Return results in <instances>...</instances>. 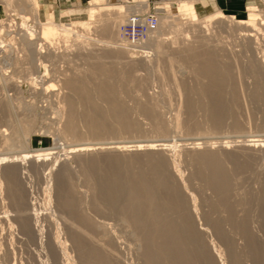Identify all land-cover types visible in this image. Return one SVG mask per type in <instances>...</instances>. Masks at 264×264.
<instances>
[{"label":"rangeland","instance_id":"obj_1","mask_svg":"<svg viewBox=\"0 0 264 264\" xmlns=\"http://www.w3.org/2000/svg\"><path fill=\"white\" fill-rule=\"evenodd\" d=\"M90 1L38 0L40 21L49 18L48 9L57 23H69L71 31L60 32L53 43L39 41L49 47L43 53L49 73L39 69L37 83L27 80L21 66L0 65V264H53L49 242L68 252H61L59 264H87L85 248L74 241L73 221L63 199L72 200L75 212L89 220L116 264H146L143 237L129 217L131 191L142 183L178 231L189 226L196 231L197 241L189 246L205 253L202 264H209L204 259L209 254L213 264H235L236 255L241 264H257L256 252L264 250V82L255 97L256 75L250 66L253 56L261 59L264 74V23L256 30L231 17L247 20L248 8L256 7L264 21V0H239L226 9L218 8V0H107L113 8L106 19L115 24L113 34L104 33L97 18L89 27L79 24L90 20ZM184 2L198 21L183 15ZM0 4L1 29L11 21L7 1ZM213 12L225 17L206 25L204 19ZM148 14L157 15L159 24L145 41L122 39V28L132 16L143 22L140 17ZM18 16L16 12L17 21ZM30 17L29 24L38 28ZM247 28L253 33L249 38ZM189 48L208 53L221 70L219 98L205 89L212 82L200 75ZM102 49L115 53L107 60L110 72L99 74L91 70L88 52L98 55ZM40 76L43 81L38 83ZM71 79L87 86L88 102L68 84ZM98 80H110L111 87L101 89ZM51 83L54 87L47 88ZM114 104L124 108L126 121L115 116ZM93 111L100 116L98 131L90 128L88 113ZM70 115L75 130H67ZM252 138L262 141L252 146ZM195 141L200 144H191ZM141 142L144 146L139 147ZM149 142L156 147L151 149ZM84 143L93 149H72ZM27 145L55 148L43 160L1 161L22 157ZM209 154L213 164L205 161ZM214 164L227 173L225 192H219L210 178ZM9 166L17 169L24 214L38 213V220L32 221L36 237L25 232L18 217L17 200L4 177ZM158 174H166L176 188L178 205L166 202ZM225 198L238 212L248 210L251 234L238 229ZM250 235L257 243L253 247Z\"/></svg>","mask_w":264,"mask_h":264},{"label":"bare ground","instance_id":"obj_2","mask_svg":"<svg viewBox=\"0 0 264 264\" xmlns=\"http://www.w3.org/2000/svg\"><path fill=\"white\" fill-rule=\"evenodd\" d=\"M6 1H7L8 10L10 12V16L8 19L11 21V24H8L6 22V24L1 25L2 28L0 29V65L2 68H4L5 66L6 69L15 68V67L18 68L19 66H21L23 67L22 69L27 73L26 76V78L28 77L27 80L30 81L31 83H37V78L35 76V73H37L39 69L40 72L41 70H43L44 73L45 72L47 74L49 73L48 66L44 61L45 54H43L46 52V47L48 46L45 47L43 46V44H39L40 43L39 41L41 39L42 40L44 39L46 41H51V43H53L52 41L53 38L58 36L60 32H63L64 30L70 32L71 26L69 23L68 24L57 23L55 21L54 12L49 11L48 9H46V12H48L49 18L44 22H42V20L40 21L39 19L40 5L38 0H6ZM184 4H185V9L182 10L183 15L184 16L186 15L185 17L188 16L190 21H198L200 17L197 14L188 13L189 3L184 2ZM248 10H249V14L247 20H238L234 17H231V19L240 25H246L256 30H262V27L260 26L262 23H264L262 14L257 13L258 10L256 9V7H249ZM112 11L113 8L109 4V2H107V0H91L89 3L88 13H87L88 16L90 17V20L79 21V24L89 27V25L93 23V21L97 18L100 20L99 22L103 23L102 26L103 32L106 34L108 33L113 34L115 32V24L110 23L106 20L107 18L110 17ZM122 11L123 10H117L119 14ZM16 12L19 15L18 18H21V20L17 21L16 18L14 17V15H16ZM30 15L31 16L33 15L34 20H36L39 23L38 28L34 24L33 25L29 24V20H31ZM145 17L146 15L140 17V20L142 19L143 21ZM223 17H225L223 12H219V13L213 12L209 17L204 19V22L206 25H208L214 19L223 18ZM155 18L157 20L156 26L152 29H149L150 27L147 25V30L144 33V36L142 35L138 37L136 40L131 41L128 40L123 35V30H122V34H121L122 39H124L126 42H131V43H140L142 41H145L147 39V34L150 31L156 29L159 24V17L155 15ZM143 22H139V23H143ZM246 30L247 32L245 33V35L247 36V38L251 37L253 35V33H250L251 29L247 28ZM173 42L177 44L178 39L173 40ZM156 48L159 52H162L163 51L162 43L157 42ZM195 48H189L188 49L189 51L187 50L190 53V55H192L190 56L188 54V56H190L192 59H194V61L199 63L198 72L200 73V75L203 74L209 77L210 82H212L210 85L205 87V89L207 91H211V90L215 91L214 96L219 98L220 95L218 93L219 92L218 90L220 89L219 83L221 82V77L219 78V75L222 72L221 70H219V68H217V65L212 59L207 58L208 53L204 54V51L202 49L200 50ZM101 51L102 52H100V54L97 53L98 55H95L96 52L95 54L92 53V51L88 52V58L90 61L92 60V63L90 64V68L93 72H97L99 74L110 72V70L107 69L106 67L107 60L113 57L114 56L113 53H115V51L111 49H102ZM93 60H96V62ZM261 62H262L261 59L256 58L255 56H253V59L251 60L250 67L252 68V71L256 75L255 80L257 83L255 97L260 96V91L263 88L264 74H263ZM14 77L15 76H12L10 78L14 79ZM43 77L44 76L39 77L40 80L38 81V83L43 81ZM21 82H19L18 84H20ZM68 84L77 90L79 97L81 99H83L85 102H88L87 100L90 98V96H89L88 88L85 84H83V82L75 83V81L71 79L68 81ZM54 85H55L54 83H51L47 88H51V87L53 88ZM98 85L99 87H101V89L106 90L109 87H111V81L98 80ZM216 105H218V103H216ZM114 110H115V116L117 118H119L122 121L127 120V114L124 108L120 106V104H114ZM70 116L71 117H69L67 124V130H75L74 127L75 125L73 124L72 115ZM88 117L91 118L90 119L91 130L98 131L99 125H97L96 121H99L98 119L100 118V116L98 117V114H96L93 111L88 113ZM27 134H29V132ZM260 140L261 139L252 138L250 139V145L252 146L256 145ZM26 143L29 144L28 135L26 136ZM142 144L143 142L140 143L139 147L144 146ZM191 144L197 146L200 143L195 141V142H191ZM147 145L151 149L156 147L155 142H149ZM27 147L28 149L24 151V155L22 157L18 155H14L11 157L10 156L6 157V159L4 157L1 159V161H6L7 158H9L8 161L11 162H16L17 160L25 161L26 159L43 160L51 156L54 153L53 149L55 148V147H51L47 149H33L28 145ZM72 147L73 150H76L78 152H87L93 149V145L91 143L77 144ZM205 156H206L205 161L213 164L212 154ZM4 177L8 181L9 190L12 196L15 198V200H17V204H18L17 209L20 213L18 217L21 220L22 227L24 228L25 232L26 231L30 233L32 232L34 237H36L34 226L32 225V221L34 218L38 220V217L36 215L38 213L36 212L33 214L31 213L24 214V209L21 199V191L17 179V169L14 166H9L4 172ZM165 177L166 174L157 175L156 181L158 187L162 190L166 202L169 205H172L174 203L178 205L180 197L179 198L177 197L178 196L177 190L172 184H170L167 181ZM210 178L212 180L213 185L219 192L221 191L225 192V190L227 191L228 176L227 173L220 167V165L214 164V169L210 174ZM130 201L132 203V206L129 209L131 211L129 217L131 218L133 224L136 226L135 228L139 230V232L141 233L140 235H142L143 237V241L145 244V255L147 259L146 264H202L201 262L202 256L205 253L203 251L202 253L195 251L194 249L191 248V246H189L190 244L194 243V240L197 241L198 237H196L197 236L196 231L191 226H189L190 228L187 227L186 230H184L183 232L178 231L176 225L170 222L169 220H167V218L163 216L162 213L159 211L153 197V192L150 191L146 185L142 183V185L133 188L130 195ZM145 201L150 202L148 208H146L145 203H143ZM62 203L69 210V215L71 216L70 218L73 221V223L72 222L70 223L73 227L72 234L74 236L75 243L85 248L84 254L87 264H116L115 256L113 252L108 247L102 246L100 242L101 239H99L96 236V230L89 222V220L85 219L83 216L75 212L73 208V201L70 199H63ZM224 203L230 208L232 214L234 215V218H236L235 222H237L238 229L240 228L244 233H246V235L248 233L251 234L249 231L250 229L247 226V222H246V219L249 216L246 213L248 212V210L247 211L242 210L238 212L237 208H235L234 206L235 203L232 204L226 198L224 200ZM240 205H242V203ZM263 212H264V206H263ZM29 227L30 230L28 231ZM249 238L251 241L250 245L252 247L255 246L257 243L254 240V238H252L251 235ZM49 247L51 251L53 264H59L60 254L64 249L61 250L60 246L54 245L51 242H49ZM66 252H67L66 250L63 251V253L67 255L68 252L67 253ZM258 252L259 253L256 252L255 255L257 256L256 258L257 264H264V250ZM218 254H220V251H218ZM204 259L207 260L209 264L214 263V259L210 254L209 256L206 255V258ZM234 261L235 264H241L240 258L237 255L235 256Z\"/></svg>","mask_w":264,"mask_h":264},{"label":"built area","instance_id":"obj_3","mask_svg":"<svg viewBox=\"0 0 264 264\" xmlns=\"http://www.w3.org/2000/svg\"><path fill=\"white\" fill-rule=\"evenodd\" d=\"M130 21L131 22L126 24L122 30H123V35L128 40H131V41L136 40L138 37L142 35L144 36V33L147 30V25L150 27L149 29H152L157 24L155 15H151V14L146 15L143 23H139L138 17H134V16L130 18Z\"/></svg>","mask_w":264,"mask_h":264},{"label":"crops","instance_id":"obj_4","mask_svg":"<svg viewBox=\"0 0 264 264\" xmlns=\"http://www.w3.org/2000/svg\"><path fill=\"white\" fill-rule=\"evenodd\" d=\"M216 1V0H214ZM219 1V7L218 5H216L219 9H226L229 8L232 4L234 3H238L239 0H218ZM197 2H199V0H197ZM206 2V1H203ZM215 3V2H214Z\"/></svg>","mask_w":264,"mask_h":264}]
</instances>
